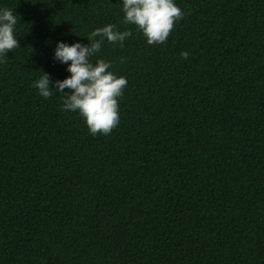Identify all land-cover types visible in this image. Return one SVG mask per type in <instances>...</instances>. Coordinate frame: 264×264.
I'll use <instances>...</instances> for the list:
<instances>
[{"label":"trees","instance_id":"obj_1","mask_svg":"<svg viewBox=\"0 0 264 264\" xmlns=\"http://www.w3.org/2000/svg\"><path fill=\"white\" fill-rule=\"evenodd\" d=\"M175 2L183 18L147 45L120 0H0L18 21L0 62V264H264V0ZM108 23L132 35L91 59L127 85L119 124L93 136L31 85L69 75L57 41Z\"/></svg>","mask_w":264,"mask_h":264},{"label":"clouds","instance_id":"obj_2","mask_svg":"<svg viewBox=\"0 0 264 264\" xmlns=\"http://www.w3.org/2000/svg\"><path fill=\"white\" fill-rule=\"evenodd\" d=\"M119 5L122 22L135 26L147 45L166 42L174 24L184 16L175 0H120ZM17 23L14 10L0 7V62L7 59V52L18 48ZM131 35V28L119 30L115 24L108 23L93 29L86 37L87 44L57 41L53 59L66 65L69 75L52 81L49 73L39 71L41 74L31 86L42 98L58 94L62 101L61 110L76 112L89 134H109L119 124L118 100L123 95L127 78L109 70L112 61L103 58L93 61L91 58L101 51L105 42L123 47ZM179 55L187 59L190 53L182 50Z\"/></svg>","mask_w":264,"mask_h":264}]
</instances>
